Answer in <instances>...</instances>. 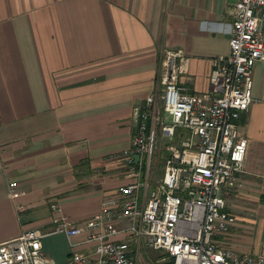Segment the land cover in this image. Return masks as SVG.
<instances>
[{"label": "crops", "instance_id": "1", "mask_svg": "<svg viewBox=\"0 0 264 264\" xmlns=\"http://www.w3.org/2000/svg\"><path fill=\"white\" fill-rule=\"evenodd\" d=\"M237 3L0 0V244L29 229L51 232L56 217L84 223L134 181L123 151L135 134V106L160 86L165 51H185L179 83L188 93L210 92L212 60L230 53ZM252 95L238 121L248 139L245 173L226 196L237 222L219 241L262 254V61L254 69ZM12 182L26 192L17 200ZM69 243L65 233L51 234L44 252L53 264L91 252L90 245L75 251Z\"/></svg>", "mask_w": 264, "mask_h": 264}, {"label": "built area", "instance_id": "2", "mask_svg": "<svg viewBox=\"0 0 264 264\" xmlns=\"http://www.w3.org/2000/svg\"><path fill=\"white\" fill-rule=\"evenodd\" d=\"M233 15L230 53L212 60L210 92L188 93L179 83L185 51H165L160 86L135 106V134L123 151L134 181L84 223L56 217L51 232L29 229L0 244V264H53L43 240L55 233H65L74 248L91 246L68 264H138L141 247L163 251L174 264H264V253H240L219 241L237 222L226 196L245 173L248 139L238 121L254 100L256 64L264 62V0H238ZM162 143L169 156L156 179ZM9 188L13 200L26 193L18 182ZM84 232L86 240L73 242Z\"/></svg>", "mask_w": 264, "mask_h": 264}, {"label": "rangeland", "instance_id": "3", "mask_svg": "<svg viewBox=\"0 0 264 264\" xmlns=\"http://www.w3.org/2000/svg\"><path fill=\"white\" fill-rule=\"evenodd\" d=\"M165 57V56H164ZM167 141V140H166ZM167 145L165 143H162V146L160 147V150L158 152V156L156 159V179H161L164 176L165 173V162L166 158L169 156V151L167 149ZM127 234H120L116 237H114L113 240H121L126 238ZM88 237V233L84 232L81 235L75 236L73 239L84 241ZM70 244V243H69ZM89 245H81L74 248L75 251H82L85 250V247L87 248ZM139 258H138V264H174V261L171 257L166 255L163 251H157L145 247H141V250L139 252Z\"/></svg>", "mask_w": 264, "mask_h": 264}, {"label": "water", "instance_id": "4", "mask_svg": "<svg viewBox=\"0 0 264 264\" xmlns=\"http://www.w3.org/2000/svg\"><path fill=\"white\" fill-rule=\"evenodd\" d=\"M136 158H137V160H139V159H140V156H139V155H137V156H136Z\"/></svg>", "mask_w": 264, "mask_h": 264}]
</instances>
